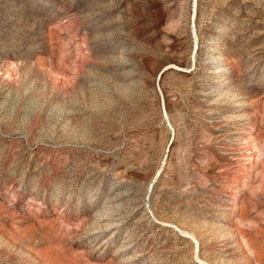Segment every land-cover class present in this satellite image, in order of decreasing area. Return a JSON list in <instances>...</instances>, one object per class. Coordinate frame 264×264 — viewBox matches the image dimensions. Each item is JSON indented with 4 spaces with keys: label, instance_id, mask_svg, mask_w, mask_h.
<instances>
[{
    "label": "rangeland",
    "instance_id": "374dc122",
    "mask_svg": "<svg viewBox=\"0 0 264 264\" xmlns=\"http://www.w3.org/2000/svg\"><path fill=\"white\" fill-rule=\"evenodd\" d=\"M0 264H264V0H0Z\"/></svg>",
    "mask_w": 264,
    "mask_h": 264
},
{
    "label": "bare ground",
    "instance_id": "6f19581e",
    "mask_svg": "<svg viewBox=\"0 0 264 264\" xmlns=\"http://www.w3.org/2000/svg\"><path fill=\"white\" fill-rule=\"evenodd\" d=\"M174 69H176V70H180V71H183L182 69H179L178 67H174ZM184 71H185V70H184ZM184 233L188 234V236H191V237L196 241L194 235L191 234V232H190V233L184 232ZM197 254H198V253H197Z\"/></svg>",
    "mask_w": 264,
    "mask_h": 264
}]
</instances>
